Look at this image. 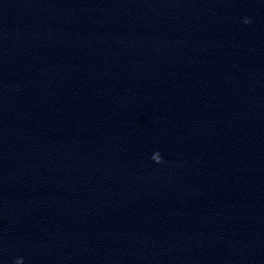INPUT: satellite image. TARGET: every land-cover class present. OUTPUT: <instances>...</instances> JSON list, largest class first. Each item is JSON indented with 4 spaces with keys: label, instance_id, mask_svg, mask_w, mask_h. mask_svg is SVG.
I'll use <instances>...</instances> for the list:
<instances>
[{
    "label": "water",
    "instance_id": "obj_1",
    "mask_svg": "<svg viewBox=\"0 0 264 264\" xmlns=\"http://www.w3.org/2000/svg\"><path fill=\"white\" fill-rule=\"evenodd\" d=\"M0 264H264V0H0Z\"/></svg>",
    "mask_w": 264,
    "mask_h": 264
}]
</instances>
